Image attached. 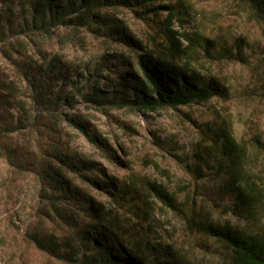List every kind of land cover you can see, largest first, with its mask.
I'll use <instances>...</instances> for the list:
<instances>
[{
  "label": "rangeland",
  "instance_id": "374dc122",
  "mask_svg": "<svg viewBox=\"0 0 264 264\" xmlns=\"http://www.w3.org/2000/svg\"><path fill=\"white\" fill-rule=\"evenodd\" d=\"M43 1L0 0V264H82L67 255L99 233L87 226L94 200L112 211L120 247L138 254L136 264H155L159 251L187 264H225L226 247L191 232L147 183L165 186L186 210L216 224L264 233V22L250 6L173 2L171 28L204 38L190 60L213 97L154 112L140 106L139 96L155 92L138 57L166 40L165 4L156 3L155 13L112 0L80 26L78 14L58 22L37 14ZM54 3L71 9V0ZM222 127L241 148L242 168L255 185L254 217L235 212L234 199L221 190L210 149Z\"/></svg>",
  "mask_w": 264,
  "mask_h": 264
},
{
  "label": "trees",
  "instance_id": "16d2710c",
  "mask_svg": "<svg viewBox=\"0 0 264 264\" xmlns=\"http://www.w3.org/2000/svg\"><path fill=\"white\" fill-rule=\"evenodd\" d=\"M56 1L58 4L68 2V0L43 1L37 5L36 13L43 14L44 18L51 15L50 19L55 22L65 19L69 15L78 14L74 19L78 20L80 26H88L92 22L91 14L95 9L106 8L112 4V0H71V4H69L71 9L67 10L58 9L60 7L54 3ZM113 1L124 4L133 3L143 10H152L155 13L158 11L155 4L160 3L165 4L164 8L169 12L165 19L166 40L156 43L152 49L145 50L138 57V64L155 92L153 97L139 96L141 108L155 112L159 109H177L195 103L208 102L213 97L211 89L200 83L199 76L190 60L191 51L196 50L204 38L198 33L180 34L171 28L172 18L175 17L173 3L175 0ZM239 1L250 6L257 18L264 22V0ZM182 38L188 43L187 46L184 45ZM126 40L125 43L129 44ZM160 79L176 85L177 89L167 90L161 84ZM87 136L93 144L102 147L103 144L99 139ZM213 145L214 147H211L210 150L215 159L214 165L221 172V190L234 199L235 212L254 217L258 197L257 192L253 189L255 185L248 181L242 168L244 156L241 148L231 132L225 127L220 128L219 135L216 136V143ZM79 176L85 178L81 172ZM147 186L152 197L183 216L186 226L191 232L205 235L223 244L229 255L225 264H264V233L249 232L230 222L224 225L216 224L209 218H203L194 208L186 210L185 203L180 202L177 195L170 193L165 186L156 183H147ZM102 190L110 194L109 183H105ZM115 191L117 195L121 193L118 186ZM93 205L94 209L90 215L92 223L87 226L99 233L90 237L86 245H82V243L77 248L71 247V252L67 255L68 259L82 264H136L135 258L139 257L138 254L125 252L120 247L121 229L115 225V216L112 211L99 208L95 200ZM145 205L149 210L153 209V206L148 205L147 202ZM36 242L41 247L46 245L42 239L37 238ZM48 246L51 250H55L59 245L55 241H50ZM115 252H118L117 257H115ZM122 259L128 262L122 261ZM182 260L185 261L183 256L179 257L171 251H159L154 255L155 264H187L186 262L182 263Z\"/></svg>",
  "mask_w": 264,
  "mask_h": 264
}]
</instances>
